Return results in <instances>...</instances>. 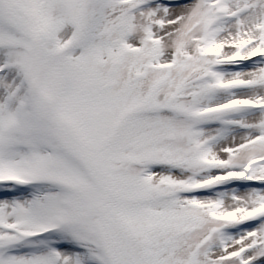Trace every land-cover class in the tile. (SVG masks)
I'll return each mask as SVG.
<instances>
[{
	"label": "snow or ice",
	"instance_id": "1",
	"mask_svg": "<svg viewBox=\"0 0 264 264\" xmlns=\"http://www.w3.org/2000/svg\"><path fill=\"white\" fill-rule=\"evenodd\" d=\"M0 264H264V0H0Z\"/></svg>",
	"mask_w": 264,
	"mask_h": 264
}]
</instances>
